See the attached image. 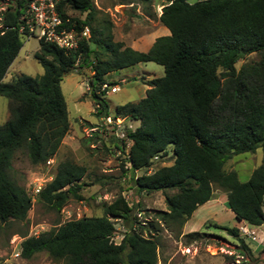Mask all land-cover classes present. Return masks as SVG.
I'll return each instance as SVG.
<instances>
[{"label": "trees", "instance_id": "1", "mask_svg": "<svg viewBox=\"0 0 264 264\" xmlns=\"http://www.w3.org/2000/svg\"><path fill=\"white\" fill-rule=\"evenodd\" d=\"M166 1L160 21L171 33L158 37L148 51L114 41L112 33L95 38L98 9L93 0L62 1L59 10L66 25L79 29L91 25L92 37L69 52L41 39L34 57L44 73L18 75L9 82L4 78L24 45L16 27L29 0H16L4 11L0 95L9 99L10 117L0 124V229L11 220H25L33 204L10 174L15 153L24 150L32 164H45L70 132L62 81L78 65L94 72L91 96L94 104H100L96 113L101 117L112 114L107 94L97 93L108 73L149 61L164 67L163 77L142 79L149 85L145 97L115 108L114 118L136 120L139 126L121 138L112 124L109 135L125 153L130 164L125 172H130L138 193L175 191L166 194L167 210L156 211L147 225L120 195L105 204V215L72 219L37 236L26 234L21 244L24 258L47 252L61 264H158L159 227L183 234L198 207L214 198L215 186L227 193L226 204L238 221L252 227L264 224V156L247 181L225 168L234 155L264 147V0ZM69 10L88 13L85 18L74 17ZM251 54L259 58L238 69L237 63ZM170 148L171 165L136 174L154 164L155 156L168 155ZM87 172L70 160L59 163L39 199L58 211L72 198L84 200L81 191ZM109 215L123 219L128 228L120 242L114 240L117 229ZM223 228L242 236L237 227ZM204 235L186 234L191 240Z\"/></svg>", "mask_w": 264, "mask_h": 264}, {"label": "rangeland", "instance_id": "2", "mask_svg": "<svg viewBox=\"0 0 264 264\" xmlns=\"http://www.w3.org/2000/svg\"><path fill=\"white\" fill-rule=\"evenodd\" d=\"M93 1L98 9L93 21L96 30L95 38H103L109 33L113 34V32L118 36L134 35L138 31L147 29L148 26L153 27L154 21L151 22L146 17H149L148 14L152 16L153 10L159 12L168 3L166 0ZM187 1L195 3L201 0ZM15 4L16 0H0V26L4 11ZM69 14L81 18H85L87 15L86 12L82 14L74 10H69ZM126 17L129 20L128 23H124ZM149 18L154 19V17ZM163 28L166 27L162 25L155 32L158 37L164 36L162 34ZM23 42L22 49L4 78L5 82L11 81L18 75L37 76L42 75L45 71L42 64L34 57V54L40 49V40L36 36L24 37ZM258 58L257 54H251L240 60L237 63V68L240 69L243 64ZM147 72H151L149 78L152 79L165 75V69L162 65L149 61L110 72L106 76L108 81L116 82L120 86L117 92L107 94L112 115L115 114L117 106L128 102H138L145 97L149 85L142 79H150H146L142 75H147ZM92 75L91 68L83 64V68L80 69L78 65V68L67 74L62 81L71 129L55 157L45 164L34 165L26 151L18 150L14 155L10 174L18 185L26 189L32 197L33 204L25 220H11L0 229V264H61L54 261L47 252L37 253L32 258H24L21 254L24 235L37 236L57 225L83 216L105 215V204L114 201L120 195L125 197L133 206L134 215L144 211L142 218L138 215L142 219L143 225L154 220L156 211L167 210L168 208L166 194H171L175 192L174 190L152 193H138L135 190L130 172H125L130 165L125 162L126 155L115 146L111 135H109L113 127L107 125L103 116H98L96 113L97 109L91 91L87 88L90 85L89 81ZM9 117V99L0 95V124L5 123ZM117 118L119 119L115 118L118 124V126L115 124L117 126L116 132L121 138L125 136L128 129L134 130L140 124L139 121L129 118ZM263 156L264 147L262 146L256 152L234 155L226 162L225 168L236 170L240 179L247 181L252 172L262 163ZM66 160L83 165L88 169L87 175L83 178L86 185L81 191L84 200L72 198L58 211L41 201L39 193L34 190L36 186L41 185L44 188L51 182L58 164ZM173 162L174 158L170 148L168 155L156 160L147 170H138L136 174L140 175L150 170L155 171L157 168L171 165ZM226 200L227 193L215 186L211 205L216 207L209 210L207 218L197 219L198 214L190 222L189 226L197 225L196 231L205 233L197 240H191L184 233L177 236L163 226L159 227L160 230L157 233L159 242L158 264H234L242 261H246L248 264H264V224L257 232L256 228L245 223L251 230L255 231L252 237L241 234V238H243L241 239L231 235L223 227L237 226L239 228L241 223L239 224L237 219L230 215L232 213L225 204ZM109 217L115 222L117 229L114 240L120 242L128 230L125 221L111 215ZM148 233L146 230V234Z\"/></svg>", "mask_w": 264, "mask_h": 264}, {"label": "built area", "instance_id": "3", "mask_svg": "<svg viewBox=\"0 0 264 264\" xmlns=\"http://www.w3.org/2000/svg\"><path fill=\"white\" fill-rule=\"evenodd\" d=\"M62 1L64 0H29L16 28L24 37L36 36L39 40L54 43L68 52L79 50L81 44L84 41H89L92 37L91 26L85 25L81 29L68 27L59 10ZM87 88L91 91L90 85ZM118 90L119 86L117 84L107 81L97 93L104 96V93L109 94ZM95 107L96 109L100 108V104L96 103ZM103 119L107 125L116 124L118 126L115 120L119 118L115 119L112 114L103 117ZM158 158L159 156H155L153 160H158ZM152 172V170L148 171V173ZM42 189L43 187L40 185L36 186L34 191L40 193ZM143 213L144 211L138 213L140 218L143 217ZM140 220L143 224L142 219ZM239 231L246 237H252L255 233L245 223L239 225Z\"/></svg>", "mask_w": 264, "mask_h": 264}, {"label": "crops", "instance_id": "4", "mask_svg": "<svg viewBox=\"0 0 264 264\" xmlns=\"http://www.w3.org/2000/svg\"><path fill=\"white\" fill-rule=\"evenodd\" d=\"M98 12V11H97ZM97 12L95 13V15L97 14ZM88 13V12H86ZM162 13V9L158 12V11H155L153 10V15L151 16L150 14H148L149 17H154V19L152 18H149V17H146L147 19H149L151 22L154 21V26L151 27V26H148L147 29L145 30H142V31H138L137 33H135L134 35H130V34H124V35H117L115 32H113V39L114 41H122V42H125L126 44H128L130 47H132L133 49L135 50H138V51H148L152 45L154 44V42L156 41V39L158 38V35L155 34V32L157 31V29L161 28L162 27V23L160 21V15ZM138 15H140L139 13H137ZM135 18H137L136 16H134ZM139 17V16H138ZM141 17V16H140ZM128 18L126 17L124 23H128ZM150 23V22H148ZM147 23V24H148ZM165 26V25H164ZM166 27V26H165ZM163 33L164 35H169L171 32L170 30L166 27V28H163ZM160 37V36H159ZM140 64V63H138ZM137 65V64H136ZM135 66V65H133ZM132 67V66H130ZM128 68V67H126ZM124 69V68H123ZM121 70V69H120ZM109 74V73H108ZM107 74V75H108ZM151 72H147V75H142V77H145L146 79H152V78H149L151 77ZM108 81V80H107ZM110 82V81H109ZM111 83V82H110ZM113 84H117L116 82H112ZM119 86V85H118ZM119 89H120V86H119ZM147 93V92H146ZM146 96V95H145ZM226 204V203H225ZM227 205V204H226ZM212 206V207H211ZM214 207L216 206H213L211 205V200L206 202L205 204L201 205L198 207V209L194 212V214L192 215V217L186 222L184 228H183V233L184 235L187 234V233H190V232H194L196 231V229L198 228V226L196 225H192V226H189L190 225V222L191 220L194 218V217H197V219H200V218H207V215H208V212L209 210H212L214 209ZM228 207V206H227ZM229 208V207H228ZM230 212L232 214L230 215H233L235 217V214L233 213V211L229 208ZM196 215V216H195ZM237 222L240 224V223H244V222H240L237 220ZM263 225L259 226V227H254L257 229V232H258V229H260ZM237 227V226H236ZM241 235V234H240ZM242 237V236H241ZM263 239V238H262Z\"/></svg>", "mask_w": 264, "mask_h": 264}]
</instances>
